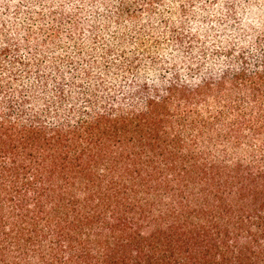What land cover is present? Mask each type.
Masks as SVG:
<instances>
[{"label":"trees","instance_id":"trees-1","mask_svg":"<svg viewBox=\"0 0 264 264\" xmlns=\"http://www.w3.org/2000/svg\"><path fill=\"white\" fill-rule=\"evenodd\" d=\"M0 264H264V0H0Z\"/></svg>","mask_w":264,"mask_h":264}]
</instances>
